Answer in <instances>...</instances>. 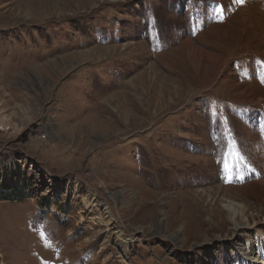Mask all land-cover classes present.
Wrapping results in <instances>:
<instances>
[{"label":"rangeland","instance_id":"obj_1","mask_svg":"<svg viewBox=\"0 0 264 264\" xmlns=\"http://www.w3.org/2000/svg\"><path fill=\"white\" fill-rule=\"evenodd\" d=\"M4 176L0 264H264V0H0Z\"/></svg>","mask_w":264,"mask_h":264},{"label":"bare ground","instance_id":"obj_2","mask_svg":"<svg viewBox=\"0 0 264 264\" xmlns=\"http://www.w3.org/2000/svg\"><path fill=\"white\" fill-rule=\"evenodd\" d=\"M262 184H264V180L262 181ZM83 202H84L83 204H84L85 209L87 211L91 210V207H92L91 202H88V200H86V199H83ZM224 208H225V210L227 211V213L230 216V222L232 223L233 234H236L237 232H242L243 229H245L246 227L249 226V224H248L247 221L246 222H243L241 220L238 221L237 219H235V215L237 213H240V215H242V213H243V210L242 209L240 210L239 207L234 206L230 202H226L224 204ZM102 224H104L105 227L108 226V225H110L111 224V219H109L108 221H106V222H104Z\"/></svg>","mask_w":264,"mask_h":264},{"label":"trees","instance_id":"obj_3","mask_svg":"<svg viewBox=\"0 0 264 264\" xmlns=\"http://www.w3.org/2000/svg\"><path fill=\"white\" fill-rule=\"evenodd\" d=\"M2 181V185H0L1 201H18L26 197L20 182L9 181L5 176Z\"/></svg>","mask_w":264,"mask_h":264},{"label":"snow or ice","instance_id":"obj_4","mask_svg":"<svg viewBox=\"0 0 264 264\" xmlns=\"http://www.w3.org/2000/svg\"><path fill=\"white\" fill-rule=\"evenodd\" d=\"M234 2L236 3H240V4H243L244 0H234ZM222 7V6H221Z\"/></svg>","mask_w":264,"mask_h":264}]
</instances>
